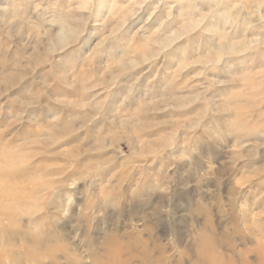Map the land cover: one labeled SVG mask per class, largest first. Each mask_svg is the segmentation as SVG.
<instances>
[{"label":"rangeland","instance_id":"1","mask_svg":"<svg viewBox=\"0 0 264 264\" xmlns=\"http://www.w3.org/2000/svg\"><path fill=\"white\" fill-rule=\"evenodd\" d=\"M216 259L264 264V0H0V264Z\"/></svg>","mask_w":264,"mask_h":264},{"label":"bare ground","instance_id":"2","mask_svg":"<svg viewBox=\"0 0 264 264\" xmlns=\"http://www.w3.org/2000/svg\"><path fill=\"white\" fill-rule=\"evenodd\" d=\"M217 261L215 260H212V261H209V264H222V262H220L218 259H216Z\"/></svg>","mask_w":264,"mask_h":264}]
</instances>
